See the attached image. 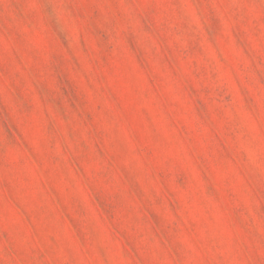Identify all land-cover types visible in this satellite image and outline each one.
<instances>
[{
    "label": "rangeland",
    "instance_id": "374dc122",
    "mask_svg": "<svg viewBox=\"0 0 264 264\" xmlns=\"http://www.w3.org/2000/svg\"><path fill=\"white\" fill-rule=\"evenodd\" d=\"M0 264H264V0H0Z\"/></svg>",
    "mask_w": 264,
    "mask_h": 264
}]
</instances>
